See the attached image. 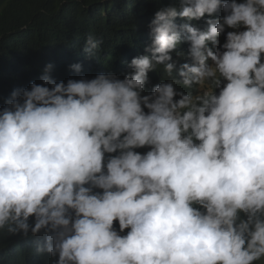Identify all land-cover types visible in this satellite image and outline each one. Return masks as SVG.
<instances>
[{
    "label": "clouds",
    "instance_id": "1",
    "mask_svg": "<svg viewBox=\"0 0 264 264\" xmlns=\"http://www.w3.org/2000/svg\"><path fill=\"white\" fill-rule=\"evenodd\" d=\"M149 28L122 79L48 65L6 99L0 231L51 264H264V0H180Z\"/></svg>",
    "mask_w": 264,
    "mask_h": 264
},
{
    "label": "trees",
    "instance_id": "2",
    "mask_svg": "<svg viewBox=\"0 0 264 264\" xmlns=\"http://www.w3.org/2000/svg\"><path fill=\"white\" fill-rule=\"evenodd\" d=\"M180 0H0V109L17 88L42 83L48 65L54 79L94 78L114 72L121 79L134 57L148 54L149 24L160 7ZM242 2V0H238ZM223 13H218L222 15ZM205 17L193 26L206 29ZM243 30V29H242ZM226 29L219 39L225 41ZM102 40L97 58L88 59L84 44L89 34ZM189 44L180 45L187 53ZM179 62H190L176 57ZM82 65V71L72 67ZM167 79L163 66L149 73L145 93ZM179 87V86H178ZM185 92L188 89H183ZM219 91V90H217ZM147 111V109H145ZM137 151L144 153L147 150ZM118 228V222L116 224ZM42 237L8 235L0 231V264H51L49 254L36 251ZM58 258V257H57Z\"/></svg>",
    "mask_w": 264,
    "mask_h": 264
},
{
    "label": "rangeland",
    "instance_id": "3",
    "mask_svg": "<svg viewBox=\"0 0 264 264\" xmlns=\"http://www.w3.org/2000/svg\"><path fill=\"white\" fill-rule=\"evenodd\" d=\"M139 150H149L148 148H143V149H139Z\"/></svg>",
    "mask_w": 264,
    "mask_h": 264
}]
</instances>
